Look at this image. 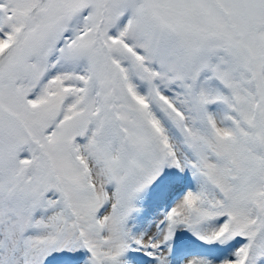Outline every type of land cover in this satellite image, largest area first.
Returning a JSON list of instances; mask_svg holds the SVG:
<instances>
[{
    "label": "snow or ice",
    "instance_id": "snow-or-ice-1",
    "mask_svg": "<svg viewBox=\"0 0 264 264\" xmlns=\"http://www.w3.org/2000/svg\"><path fill=\"white\" fill-rule=\"evenodd\" d=\"M0 264H264V0H0Z\"/></svg>",
    "mask_w": 264,
    "mask_h": 264
}]
</instances>
